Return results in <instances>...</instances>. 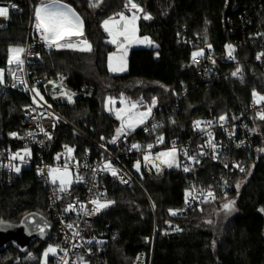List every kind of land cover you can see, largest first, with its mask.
<instances>
[{
	"label": "trees",
	"instance_id": "1",
	"mask_svg": "<svg viewBox=\"0 0 264 264\" xmlns=\"http://www.w3.org/2000/svg\"><path fill=\"white\" fill-rule=\"evenodd\" d=\"M3 1V0H0ZM18 6L6 24L0 23V66H6L10 47H23L29 21L28 0H12ZM34 8L42 0H30ZM48 0H44L46 2ZM81 16L84 38L92 50L50 49L37 59V75L62 77L65 86L76 100L69 104L48 97V101L67 120L94 138L117 132L119 122L105 109L107 98L123 96L127 101L140 102V107L156 104L153 115L160 109L170 110L178 105L173 122L159 129L134 131V141L149 143L163 137L183 141L192 134V123L200 118H213L248 108L253 91H262L261 72L255 57L264 53V0H133L143 8L137 22L138 36L148 37L152 47L131 48L128 69L111 75L108 57L116 52L108 43L103 21L116 14L129 15L127 0H99L98 7H90L89 0H60ZM95 2V0H94ZM152 18L143 19L144 14ZM186 39V40H185ZM227 45L234 48V63L221 64L228 55ZM210 46V47H209ZM208 47L218 58L219 77L203 83L192 67V54ZM264 63V55H262ZM242 63L243 77H227L236 63ZM189 89L180 102L182 87ZM27 99L17 93L0 96L2 135L0 148L7 144L8 135L21 131L23 109ZM149 120V121H150ZM148 121V122H149ZM257 141L264 149V122L259 124ZM62 143L77 144L79 153L88 143L75 138L67 127H61L54 149ZM243 184L235 192L234 211L225 219H216L212 208H220L225 201L204 205L187 215L170 214L184 203L187 177L176 168L163 175H145L142 183L152 201L137 186L123 187L116 180L104 178L113 201L105 208L96 226L118 234L116 242L107 246V264H132L142 249L146 237L156 231L152 264H264V151L255 154ZM210 175L211 166L204 167ZM30 213L52 221L48 213V194L33 170H25L10 184L0 181V221L19 223ZM210 221V222H208ZM53 241H36L29 247L40 257ZM13 246L0 251V264H13L22 256Z\"/></svg>",
	"mask_w": 264,
	"mask_h": 264
},
{
	"label": "built area",
	"instance_id": "2",
	"mask_svg": "<svg viewBox=\"0 0 264 264\" xmlns=\"http://www.w3.org/2000/svg\"><path fill=\"white\" fill-rule=\"evenodd\" d=\"M12 4L17 6L16 2L12 0L0 1V6ZM28 5L30 12L26 27V41L23 46L25 49L22 55L23 65L9 64L7 59L6 66H0L3 76V82L0 83V96L13 92L28 101L23 112L24 120L21 124V131L12 132L17 134L15 137L10 133L9 141L0 148V181L10 184L16 176L25 170H33L36 177L42 181L48 194V213L51 215L53 223V234L50 241H53V245L56 247L55 254L47 256L46 264H64V261H67V264H107L106 248L110 243L116 242L118 234L106 232V229L96 226L105 209L95 212V205L91 201L94 199H99L101 202L106 201L108 188L104 178H108L116 180L123 187L137 186L146 195L154 212L152 201L143 187L142 180L145 175H155L158 172L152 163L144 160L145 155H149L152 162L159 164L164 173L170 168L156 160V154L169 151L173 147L176 148V160L179 166L174 165L171 168H176L188 178L186 192H191L187 203L184 197L183 205L174 209L177 213L174 215L176 217L185 216L190 211L200 209L204 205L234 198L233 195L240 190L243 179L249 173V161L260 151L257 137L259 124L264 120H261L257 114L264 112V101L256 104L252 95L247 109L237 113L222 114L227 117L225 121L219 120L222 115L196 119L191 126V136L183 141L174 138L163 139V142L160 143L156 138L149 143L135 142L134 132L128 131L120 135L115 143L111 141L117 136V132L96 139L67 120L45 98L43 88L47 79L37 75L35 67L41 54L52 48H48L44 44L40 34L35 30L34 5L30 0H28ZM17 11L18 6L16 8L9 7L8 18L0 17V23H8L12 13ZM201 50H203V55L197 56L195 61L192 59V67L203 83L215 81L219 77V72L212 67V64L220 67V63L231 64L235 61L232 54V57L227 55L226 59L220 60L219 63L211 48L205 47ZM261 53L259 50L256 52L257 66L252 69V72L256 73L257 70L261 72V83L264 87L262 56L257 59L258 54ZM234 65V71L238 67L241 69L239 75L232 76L234 71H229L226 72V76L242 79V63ZM181 87L182 92L177 97L178 102L189 94V89L184 84ZM33 89L38 90L40 95L37 96ZM255 92L264 96V90ZM41 96L43 100L40 99ZM34 98L36 102H34ZM178 110V105L170 110L159 108L153 118L144 125L143 132L146 134L150 130L159 129L164 124L173 122ZM195 121L201 122L200 129L194 127ZM208 121L212 122L211 125L207 124ZM63 126L67 127L75 138L85 140L89 147L79 153L77 144L62 143L55 150L54 142L59 129ZM42 128L44 131H41ZM208 133L212 134V143L216 145L215 149L208 144ZM133 144L140 145V148L133 149L131 147ZM148 145H152L151 149L147 147ZM25 148L31 152L30 157H25L26 163L19 159H11L14 153L20 152L23 155ZM67 148H71L73 151L69 153ZM185 151L188 156H194L195 161L189 160L188 156L184 155ZM214 156L216 158H213ZM138 161L140 162L139 171L134 167ZM107 162H111L112 168L116 169V176H113L111 171L104 169ZM237 164L244 168L243 172L239 167H235ZM10 165L20 167V172L17 173ZM185 166L190 170L185 172L183 170ZM205 166L213 168L210 175L209 173L204 174ZM65 167L71 175L72 183L68 186L67 191L61 192L59 190L60 183L52 182L49 170L60 169L63 171ZM53 175L58 177L60 174L54 173ZM122 179L126 183H122ZM209 191L214 193L215 199L207 195ZM70 205L72 209L66 210ZM68 225H72V227L70 228ZM155 238L156 231L152 238L144 239L142 244L148 250L142 249L138 252L132 264H152ZM13 264H45V257L43 254L37 257L34 252L28 250L22 256L16 257Z\"/></svg>",
	"mask_w": 264,
	"mask_h": 264
},
{
	"label": "snow or ice",
	"instance_id": "3",
	"mask_svg": "<svg viewBox=\"0 0 264 264\" xmlns=\"http://www.w3.org/2000/svg\"><path fill=\"white\" fill-rule=\"evenodd\" d=\"M89 6L90 7H98L99 6V0H89ZM130 6V9H135L136 12H143V8H141L138 4L134 3L133 0H127L125 4V8L128 9ZM9 7L16 8L17 6L15 4H12L10 6H0V17H3L5 19L9 16ZM119 19H116V17H110L109 19H106L103 21V28L104 31L108 33V35L111 37L109 43L116 44L118 47V50L121 48H125L126 44L130 43H147L151 44L152 41L148 37H144L142 40L136 39V32L138 31L136 27V21L140 18L135 13L128 17L124 15V13H118L116 14ZM152 17L145 13L143 16V19L149 20ZM34 28L35 30L40 34L41 40L44 42V44L48 48L55 47L57 49L62 48H69L73 50L78 51H91L92 45L89 43V41L84 38V21L81 18V16L73 9L71 6L63 4L60 2V0H49V2H42L38 4L34 8ZM73 38H76L75 40ZM121 38H123L121 40ZM210 47V46H209ZM228 48V55L229 57H232V53L234 52V48L232 45H227ZM9 57H8V63L9 64H17V65H23V59L22 55L25 52V49L23 47H10L9 48ZM115 54H112L109 56V70L110 71H126L127 70V62H126V55L127 50L125 48L124 55L118 58V65L113 66V57ZM203 50L194 52L192 54V58L195 61L197 56H202ZM264 55V53L258 54L257 59H260V57ZM241 72V69L238 67L234 72H232V76H238ZM3 82V76H2V70H0V83ZM33 91L36 93L37 96H39V92L36 89H33ZM67 96V99L69 103L72 102V96L75 95L74 93L68 94L64 93ZM253 97H254V103L259 104L261 101H264V96L259 95L255 91H253ZM41 100H43V97H40ZM34 102L35 98H34ZM109 103H114V101L109 98ZM123 103V100H122ZM138 103L140 102H132L129 108L126 109H120L117 110L116 116L117 119L121 120V127L117 129V136L113 138L111 141L112 143L116 142V139L125 133L126 130H135V128L141 124H143L149 116H151L152 113V107L156 104V99L153 98L151 102V106L147 108L146 111L143 112H136L133 111L137 108ZM258 117L261 120H264V112H260L257 114ZM227 119L226 116H220V121H225ZM211 121H208L207 124L211 125ZM153 127H156L153 125ZM194 127L197 129L201 128V122L195 121ZM41 131H44L42 128ZM12 136H17L16 133H11ZM31 135V133H29ZM47 135V133H46ZM209 140L208 144L213 149H215L216 145L212 143V134L208 133ZM50 138V137H49ZM158 142H163V137L158 138ZM239 146V145H238ZM133 149H139L140 145L133 144L131 146ZM149 149H151L152 145L147 146ZM67 151L71 153L73 150L71 148H67ZM260 151H264V149H261ZM177 150L175 147H173L171 150L166 152H160L156 154L155 159L159 160L161 164L166 165L167 167L171 168L174 165L179 166L176 160ZM185 156H188V153L185 151ZM31 152L29 149L25 148L23 150V155L20 152L14 153L11 156L12 160L19 159L20 161L26 163L25 157H30ZM59 158V157H58ZM213 158H216L215 156ZM189 160L195 161L194 156H188ZM144 160L152 163V166L157 169V172L161 171V168L159 164H155L150 160L149 155L144 156ZM198 162V161H196ZM10 167H13L14 170L18 173L20 172V167H16L15 165H10ZM134 167L139 171L140 169V162L138 161ZM227 167V165H225ZM235 167H239L240 171L243 172L244 168L240 167L239 164L235 165ZM104 169L111 171L113 176L117 175L116 169L112 168L111 162H107L104 165ZM185 172L189 171V167L185 166L183 169ZM54 173L60 174V191L65 192L68 190V186L71 185L72 180L70 178L69 173L67 172V168L63 171L60 169H50L49 175L53 177L52 182L55 184L57 177L53 175ZM42 174V170H41ZM122 183H126L123 179L121 180ZM226 183V182H225ZM237 188H239V185H237ZM191 195V192L185 193V201L187 203L188 197ZM209 197H212L215 199V195L213 192L209 191L207 193ZM93 205H95L94 211L99 212L102 209H105L109 207L113 201H104L101 202L99 199H94L91 201ZM234 204L235 201H229L225 204H223V209L226 214H230L232 211H234ZM83 207V206H81ZM72 206H69V209L71 210ZM171 215H176L175 210H169ZM261 211H264V209H261ZM2 223V222H0ZM68 227H72V225H68ZM41 233H43V228L40 229ZM56 248L52 247L51 245L46 249L44 252L45 257V264H46V258L49 253L55 254ZM64 264H67V261H64Z\"/></svg>",
	"mask_w": 264,
	"mask_h": 264
},
{
	"label": "rangeland",
	"instance_id": "4",
	"mask_svg": "<svg viewBox=\"0 0 264 264\" xmlns=\"http://www.w3.org/2000/svg\"><path fill=\"white\" fill-rule=\"evenodd\" d=\"M46 2H49V0L46 1ZM61 3H63V2H61ZM63 4H65V3H63ZM66 5H67V4H66ZM129 12H130L129 15H126V14H124V15H126V16H128V17H131L134 13H135L137 16H139V17H141V15H142V12H136L135 9H130V6H129ZM116 19H119V17H116ZM138 20H139V19H138ZM138 20L136 21V27H137V22H138ZM106 34L108 35L107 32H106ZM140 38H143V37H139V36H138V31H137V32H136V39L141 40ZM110 39H111V37L108 35V41H107L108 43H109ZM122 39H123V38H121V40H122ZM110 44H112V43H110ZM152 44H153V43H152ZM112 45L115 46V48H116V52L112 53V54H115L114 57H113V61H112V63L115 62L116 66L118 65V58L124 55L125 48H126V50H127V55H126V62H127V59H128V52H129V50H130L131 48H136V47H147V44H146V43H130V44H126V45H125V48H121V49L118 50V47H117L116 44H112ZM128 48H130V49H128ZM52 49H57V48L52 47ZM62 49H69V48H62ZM71 50H73V49H71ZM112 54H110V55H112ZM110 55H109V56H110ZM113 65H114V64H113ZM127 66H128V63H127ZM108 71H109V73H110L111 75H117V74H116V73H117L116 71L113 72V71H110V70H109V61H108ZM43 93H44V96H45V98L47 99V101H48V97H49L50 99H54V100H56V101H61V102L69 103V101H68V99H67V96H66L64 93L71 94V93H73V92H71V91L65 86L63 78L60 77V76H58V77H56V78H54V79H52V78H48V77H47V81H46L45 87L43 88ZM109 98H110V97H109ZM109 98H107V100H106V103H105V109H106V111H107L109 114H111L112 116H114L115 119L119 122V126H118V128H117V129H119V128L121 127V120L117 119L116 112H117V110H120V109H126V108H129L130 105H131V103H132L133 101H127L123 96H121V97H119V98H111V100L114 101V103H109ZM75 100H76V94L72 96V102L69 103V104L74 103ZM122 100H123V103H122ZM48 102H49V101H48ZM148 107H149V106H147V107H140V106L138 105L137 108H136L135 110H133V111H136V112H143V111H146ZM22 111L24 112V109H23ZM152 112H153V107H152ZM151 116H152V113H151ZM151 116H149V117L147 118V120H146L143 124L137 126V127L135 128V130H126L125 132H127V131H128V132H134V131L138 130L139 128H141L142 126H144V125L150 120ZM1 135H2V117H1V113H0V137H1ZM69 175H70V173H69ZM70 177H71V175H70ZM51 178L53 179V177H51ZM56 183H60V175L57 177V179H56ZM229 201H235V200H227V201H225L224 203H222V204L220 205V208H215V207L212 208V211L216 214L215 217H216L217 220H219V219H220V220H221V219H225V218L228 216V214L225 213V211H224V209H223L222 206H223V204H225V203H227V202H229ZM233 207H234V206H233ZM208 222H210V221H208ZM50 245H51L52 247L56 248L55 245H53V244H49V245L44 249V251L42 252L43 257H44V252L46 251V249H47ZM49 255H52V253H49L48 256H49Z\"/></svg>",
	"mask_w": 264,
	"mask_h": 264
},
{
	"label": "water",
	"instance_id": "5",
	"mask_svg": "<svg viewBox=\"0 0 264 264\" xmlns=\"http://www.w3.org/2000/svg\"><path fill=\"white\" fill-rule=\"evenodd\" d=\"M212 67L218 70L216 64H212ZM157 175H163V171L161 170ZM0 222H2L0 223V251L13 246L21 253H27L29 247L36 241L48 242L53 234V223L35 213L25 215L19 223ZM41 228L43 233L40 231Z\"/></svg>",
	"mask_w": 264,
	"mask_h": 264
},
{
	"label": "crops",
	"instance_id": "6",
	"mask_svg": "<svg viewBox=\"0 0 264 264\" xmlns=\"http://www.w3.org/2000/svg\"><path fill=\"white\" fill-rule=\"evenodd\" d=\"M143 38H140V39L142 40ZM73 39L75 40L76 38H73ZM152 46H153L152 43L151 44H147V47H152ZM136 48H145V47H136ZM128 49H130V48H128ZM108 61H109V57H108ZM113 64H114L113 66L115 67L116 66L115 62H113ZM127 69H128V66H127ZM126 71H116L117 72L116 74H122V73H125Z\"/></svg>",
	"mask_w": 264,
	"mask_h": 264
}]
</instances>
